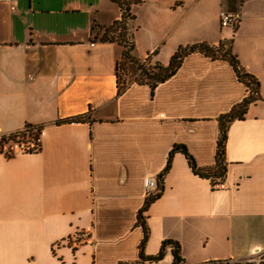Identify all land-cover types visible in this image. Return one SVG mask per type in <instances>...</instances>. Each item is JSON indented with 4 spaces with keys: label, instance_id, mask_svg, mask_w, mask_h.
Returning a JSON list of instances; mask_svg holds the SVG:
<instances>
[{
    "label": "crops",
    "instance_id": "0c3cea01",
    "mask_svg": "<svg viewBox=\"0 0 264 264\" xmlns=\"http://www.w3.org/2000/svg\"><path fill=\"white\" fill-rule=\"evenodd\" d=\"M132 13L142 60L168 66L181 48L226 44L262 99L230 127L224 188L174 156L145 254L174 241L185 264L252 259L264 251V0H143ZM222 13L238 23L224 27ZM120 18L110 0L0 1V138L42 127L38 152L0 145V264L174 263L171 247L160 263L140 258L148 183L176 145L214 166L219 118L249 92L228 61L195 53L154 95L133 84L119 96L123 48L92 29Z\"/></svg>",
    "mask_w": 264,
    "mask_h": 264
},
{
    "label": "trees",
    "instance_id": "16d2710c",
    "mask_svg": "<svg viewBox=\"0 0 264 264\" xmlns=\"http://www.w3.org/2000/svg\"><path fill=\"white\" fill-rule=\"evenodd\" d=\"M120 8L121 18L116 21L111 27L101 28L95 25L92 29L94 34V40L101 43H118L123 48V54L120 61L116 65V77L118 84V95L124 94L131 85H147L151 88L152 94L161 85L173 78L181 69L184 60L195 53L205 55L212 60H224L228 61L236 72V75L240 82L244 83L248 89L249 95L244 101L234 107V109L219 118V139L217 145L216 162L215 165L209 168H200L195 158L190 154L188 149L184 145H176L170 153L167 167L157 179V191L149 195L144 208L138 215V225L142 227L144 231V239L140 245V258L142 261H150L154 263H160L164 261L166 257V250L168 247L172 248L174 257L173 264H185L181 254V246L174 241H166L158 256L147 257L145 254V248L149 240V227L147 225L146 213L150 206L159 200L165 190L164 180L172 168L173 158L176 154H183L188 160V164L196 176L202 179L211 181L212 188L217 190L221 185L225 183L228 173L227 162V143L229 139V131L232 124L236 121L245 120L250 107L253 104L261 101L260 95V83L252 75L245 73L240 67L238 58L232 53V50L226 44H221L218 47L210 46L206 43L196 44L186 48L179 49L168 66H164L160 63L155 65L148 60H142L137 53L135 35L132 29V21L135 19L132 8L136 5H141L143 0H110ZM86 116L77 117L67 122H84ZM42 127L28 126L24 131L9 135L8 141L17 143L15 139L26 137L27 135H34V142H29L28 147L24 150L28 153H35L40 151V134ZM6 137V136H4ZM3 141L5 139H2ZM11 156L9 153L7 154ZM207 264H238L233 262H211Z\"/></svg>",
    "mask_w": 264,
    "mask_h": 264
},
{
    "label": "built area",
    "instance_id": "2783aa9c",
    "mask_svg": "<svg viewBox=\"0 0 264 264\" xmlns=\"http://www.w3.org/2000/svg\"><path fill=\"white\" fill-rule=\"evenodd\" d=\"M6 3H10L11 0H0ZM221 20H222V25L224 27L230 26V25H236L238 23V18L232 14L228 13H222L221 14ZM157 180H151L148 183V195H152L157 191ZM224 188L223 185L220 186L219 189ZM243 262V261H242ZM245 262H255V264H264V251H258L255 255L254 258L249 259ZM233 263H238L240 264L241 262H233Z\"/></svg>",
    "mask_w": 264,
    "mask_h": 264
},
{
    "label": "rangeland",
    "instance_id": "374dc122",
    "mask_svg": "<svg viewBox=\"0 0 264 264\" xmlns=\"http://www.w3.org/2000/svg\"><path fill=\"white\" fill-rule=\"evenodd\" d=\"M9 136H6V137H1L0 138V145H1V150L3 151H7V152H10L12 151L13 149H22V150H25L27 147H28V143L30 142H34L35 140V136L34 135H27L26 134V137H22V138H17L15 139V141L17 143H13V142H10L8 141V138ZM2 139H5L4 141ZM240 264H255V262H241Z\"/></svg>",
    "mask_w": 264,
    "mask_h": 264
}]
</instances>
